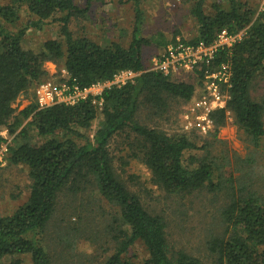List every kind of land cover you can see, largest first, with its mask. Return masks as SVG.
Returning <instances> with one entry per match:
<instances>
[{"label": "trees", "instance_id": "trees-1", "mask_svg": "<svg viewBox=\"0 0 264 264\" xmlns=\"http://www.w3.org/2000/svg\"><path fill=\"white\" fill-rule=\"evenodd\" d=\"M185 1L192 2L190 14L198 24L197 35L190 40L193 43L211 44L223 30L236 34L248 28L239 44L219 51L215 58L213 66L221 63L231 66L232 88L226 109L213 112L210 119L216 136L227 124L229 113L233 124L257 146L264 137V97L257 103L250 91L256 75L264 69V13L255 16L246 3L226 0V9L215 4L213 14L207 15L204 12L207 0ZM90 2L85 9H79L75 0H10L0 7V128H9L11 134L20 129L15 144L8 149L7 162L9 166L26 167L30 180L27 202L12 215L0 217V261L11 259L9 264H22L21 259L28 257L31 264H52L37 236L50 222L58 195L63 190L77 193L89 184L119 209L121 225L126 226L116 239L115 252L103 264H139L128 256V250L136 242L148 254L140 264H199L183 252L171 253L164 220L147 212L116 178L109 153L110 141L130 132L136 136L137 156L150 172L154 186L168 194H191L205 187L216 189L212 159L192 156L184 160L185 152L197 150L185 135L168 136L136 122L141 105L163 110L171 99L188 102L195 87L144 71L142 50L151 41L139 35L137 1L136 22L127 47L118 44L102 47L85 38L73 39L68 28L70 19L76 14H86ZM22 11L29 18L24 28L16 33L4 28L2 23L17 24ZM50 22L59 24L64 45L50 40L38 53L24 50L22 40L26 31L41 30ZM167 42L162 40L157 45L163 49ZM46 62L62 63L80 88L111 81L120 71L139 75L131 84L111 86L102 92L99 111L102 123L91 136H83L78 130H90L98 115L91 98L74 106L59 104L46 109H38L33 101L15 115L12 104L17 98L45 80ZM31 130L44 142L32 144ZM228 200L221 212L224 234L212 237L208 243L216 264H264L263 198L243 189L235 195L232 191Z\"/></svg>", "mask_w": 264, "mask_h": 264}, {"label": "rangeland", "instance_id": "rangeland-1", "mask_svg": "<svg viewBox=\"0 0 264 264\" xmlns=\"http://www.w3.org/2000/svg\"><path fill=\"white\" fill-rule=\"evenodd\" d=\"M9 1L0 0V7L6 6ZM136 1L140 10L139 35L151 41L142 50L144 70L150 69V60L162 50L157 42L169 41L177 36L186 40L196 37L198 24L190 14L192 2L91 0V7L86 14H76L70 19L68 28L73 39L85 38L102 47L111 44L127 47L136 22ZM238 1L246 3L257 16L261 0ZM87 2L88 0H75V5L79 9H85ZM215 4L224 9L228 7L226 0H207L204 5L205 14H213L212 6ZM28 19L22 11L17 24L2 25L16 33L25 27ZM50 40L64 45L57 22H50L38 31L27 30L22 47L38 53ZM43 67L47 72L44 81L58 82L62 74V63L46 62ZM170 80L193 85L195 92L192 99L201 95L202 80L198 72L174 74L170 76ZM34 87L35 85L12 104L15 115L33 103ZM250 93L253 101L261 103L264 97V69L256 75ZM192 99L188 102L171 99L163 110L141 105L136 114V122L168 136L185 135L196 145L197 150L185 152L184 160L192 156L212 159L216 168L213 178L216 189L205 187L191 194H168L154 186L150 180V172L137 156L136 136L130 132L114 137L109 144V153L116 178L140 200L147 212L164 220L171 253L183 252L197 259L199 264H216V256L208 249V243L212 237L224 234L221 212L229 202V194L233 191L235 195L245 189L256 192L264 200V137L255 146L244 131L233 124L229 113L227 124L216 136L213 124L206 133L198 131L189 125L191 117L186 118ZM99 111L98 109L90 130H78L80 134L91 136L100 126L102 117ZM2 129L6 131L9 149L15 144L20 129L13 134L7 127ZM29 140L32 144L44 142L34 130L29 132ZM74 140L83 143L82 140ZM7 156L8 151L0 165V217L12 215L27 202L30 193L26 167L9 166ZM121 229H126V226L121 225L119 209L102 198L95 186L88 184L77 193L63 190L58 195L54 214L37 237L52 264H103L115 252L116 239L120 236ZM128 256L140 264L148 254L143 245L136 242L128 250ZM21 261L22 264H31L28 257H23ZM10 262L11 259H4L0 264Z\"/></svg>", "mask_w": 264, "mask_h": 264}, {"label": "built area", "instance_id": "built-area-1", "mask_svg": "<svg viewBox=\"0 0 264 264\" xmlns=\"http://www.w3.org/2000/svg\"><path fill=\"white\" fill-rule=\"evenodd\" d=\"M259 13H264V0H261ZM258 13V14H259ZM248 28L236 34L221 31L211 44L205 42H191L180 37H174L165 47L150 60V69L145 72H156L164 76L178 73L198 72L202 80V92L191 101L188 119L189 125L202 133H206L212 126L210 115L218 110H225L230 100L232 88V70L228 63L213 66L219 51L231 49L239 44L246 35ZM139 73L129 70L116 73L111 81L97 82L88 88H80L75 80H71L65 69L58 82L43 81L33 88L34 102L38 109H46L63 104L74 106L81 101L92 99V103L102 109V92L111 86L122 87L131 84ZM6 131L0 128V165L8 151Z\"/></svg>", "mask_w": 264, "mask_h": 264}, {"label": "crops", "instance_id": "crops-1", "mask_svg": "<svg viewBox=\"0 0 264 264\" xmlns=\"http://www.w3.org/2000/svg\"><path fill=\"white\" fill-rule=\"evenodd\" d=\"M90 4H92V3H90ZM90 7H91V5H89V9H90ZM89 9H88V10H89Z\"/></svg>", "mask_w": 264, "mask_h": 264}]
</instances>
